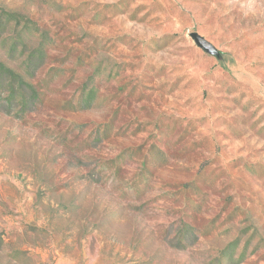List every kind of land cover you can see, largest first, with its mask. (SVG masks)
Instances as JSON below:
<instances>
[{
  "label": "rangeland",
  "instance_id": "1",
  "mask_svg": "<svg viewBox=\"0 0 264 264\" xmlns=\"http://www.w3.org/2000/svg\"><path fill=\"white\" fill-rule=\"evenodd\" d=\"M0 264H264V0H0Z\"/></svg>",
  "mask_w": 264,
  "mask_h": 264
},
{
  "label": "water",
  "instance_id": "2",
  "mask_svg": "<svg viewBox=\"0 0 264 264\" xmlns=\"http://www.w3.org/2000/svg\"><path fill=\"white\" fill-rule=\"evenodd\" d=\"M190 36L194 40L195 44L200 47L205 52H208L212 55L218 56V50L209 42L206 38L198 34L197 32H191Z\"/></svg>",
  "mask_w": 264,
  "mask_h": 264
}]
</instances>
